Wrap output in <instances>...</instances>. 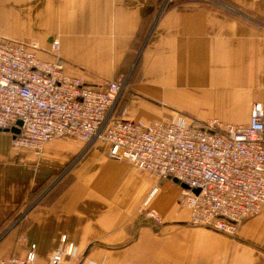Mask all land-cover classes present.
<instances>
[{
  "label": "crops",
  "instance_id": "obj_1",
  "mask_svg": "<svg viewBox=\"0 0 264 264\" xmlns=\"http://www.w3.org/2000/svg\"><path fill=\"white\" fill-rule=\"evenodd\" d=\"M227 1L236 14L205 3L157 14V0H0V36L36 41L45 59L57 38L65 71L97 88L124 77L115 117L247 124L252 103H264V0ZM12 138L0 131L1 258L32 251L45 264L65 236L67 264H264V210L231 237L192 225L176 180L110 155L102 139L52 138L37 154Z\"/></svg>",
  "mask_w": 264,
  "mask_h": 264
},
{
  "label": "built area",
  "instance_id": "obj_2",
  "mask_svg": "<svg viewBox=\"0 0 264 264\" xmlns=\"http://www.w3.org/2000/svg\"><path fill=\"white\" fill-rule=\"evenodd\" d=\"M209 2L218 0H157V14L169 5ZM58 47L51 38L55 56L45 59L36 53V41L0 36V131L12 132L15 147L38 154L52 138L76 137L85 146L102 139L110 155L157 180H176L192 225L231 237L241 222L264 210L263 102L252 103L247 124L115 117L126 79L89 85L65 71ZM149 216L159 220L154 212ZM74 254L73 242L62 236L45 264H67L65 256ZM0 264L39 263L30 251L25 258L0 257Z\"/></svg>",
  "mask_w": 264,
  "mask_h": 264
},
{
  "label": "trees",
  "instance_id": "obj_3",
  "mask_svg": "<svg viewBox=\"0 0 264 264\" xmlns=\"http://www.w3.org/2000/svg\"><path fill=\"white\" fill-rule=\"evenodd\" d=\"M223 1H225V2H227V3H229L230 4V2H228L227 0H223ZM236 7V6H235ZM224 10H226L227 12H229V13H232V14H236V13H234V12H232V11H230L228 8H224ZM148 15H150V14H148ZM147 15V16H148ZM149 20H150V17L148 16V24H149ZM145 27L143 26V30H142V36L140 35V36H138V40L141 42L142 40H143V34H144V32H145V29H144ZM138 66H139V60H137V63H136V65H135V67H134V70L136 71L137 69H138ZM54 178H51V179H49V180H47L45 183H43L39 188H37L34 192H32L31 194L32 195H34V198L29 202V203H32L33 202V200L35 199V198H37L50 184H51V182H52V180H53Z\"/></svg>",
  "mask_w": 264,
  "mask_h": 264
},
{
  "label": "rangeland",
  "instance_id": "obj_4",
  "mask_svg": "<svg viewBox=\"0 0 264 264\" xmlns=\"http://www.w3.org/2000/svg\"><path fill=\"white\" fill-rule=\"evenodd\" d=\"M226 2L225 1H223V0H218V2H216V3H214V2H209V3H205V4H209V5H213V6H217V7H222V8H227L226 6H224V4H225ZM227 4V3H226ZM229 9V8H228ZM230 11H232V12H235V11H233L232 9H229ZM56 179V177L52 180V182L54 181ZM47 190V188L42 192V193H44L45 191ZM41 193V194H42ZM40 194V195H41ZM28 208V207H27ZM26 210V209H25ZM26 214V211L25 212H23V213H21L20 214V218H22L24 215Z\"/></svg>",
  "mask_w": 264,
  "mask_h": 264
},
{
  "label": "water",
  "instance_id": "obj_5",
  "mask_svg": "<svg viewBox=\"0 0 264 264\" xmlns=\"http://www.w3.org/2000/svg\"><path fill=\"white\" fill-rule=\"evenodd\" d=\"M229 8H231V7H229ZM17 123H21V121L20 120H18V122ZM14 131H18V128H14Z\"/></svg>",
  "mask_w": 264,
  "mask_h": 264
}]
</instances>
